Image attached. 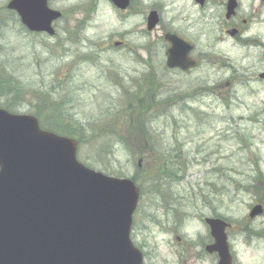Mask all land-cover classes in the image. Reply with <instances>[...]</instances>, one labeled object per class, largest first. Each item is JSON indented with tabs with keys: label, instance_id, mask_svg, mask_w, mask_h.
<instances>
[{
	"label": "rangeland",
	"instance_id": "1",
	"mask_svg": "<svg viewBox=\"0 0 264 264\" xmlns=\"http://www.w3.org/2000/svg\"><path fill=\"white\" fill-rule=\"evenodd\" d=\"M159 1L131 0L120 9L110 0H48L63 14L50 36L28 31L7 9L10 0H0V83L15 97L0 90V107L14 100L20 106L10 110L14 113L36 115L45 109L65 129L94 126L114 114L117 119L127 91L146 95L150 88L160 95L161 111L165 101L173 100L166 114L150 116L152 141L148 134L126 132V143L147 155L139 171L144 175H137L139 158L133 159L122 143L110 154L80 143L79 159L108 175L140 176L132 239L145 264L216 263V256L203 250L211 242L208 217L230 225L226 231L234 264H264V213L249 216L254 206L264 205L261 49L236 46L229 39L216 43L214 31L186 33L198 67L166 69L162 31L147 29ZM165 151L172 157L182 154L188 165L184 173L177 172L181 179L172 174L161 180L159 192L152 183Z\"/></svg>",
	"mask_w": 264,
	"mask_h": 264
},
{
	"label": "water",
	"instance_id": "2",
	"mask_svg": "<svg viewBox=\"0 0 264 264\" xmlns=\"http://www.w3.org/2000/svg\"><path fill=\"white\" fill-rule=\"evenodd\" d=\"M126 9L130 0H110ZM31 32L55 35L53 22L62 12L48 0H10ZM159 18L148 17V30ZM169 68L197 66L194 45L167 34ZM264 78V72L260 75ZM79 141L43 129L31 114L0 108V264H144L132 240L141 190L130 177L108 175L83 164ZM262 204L250 212L262 214ZM218 264H233L227 228L221 218H205Z\"/></svg>",
	"mask_w": 264,
	"mask_h": 264
},
{
	"label": "trees",
	"instance_id": "3",
	"mask_svg": "<svg viewBox=\"0 0 264 264\" xmlns=\"http://www.w3.org/2000/svg\"><path fill=\"white\" fill-rule=\"evenodd\" d=\"M166 69L168 68L166 67ZM0 90L5 92L2 94L0 93L1 95L12 96V89H9V87L3 88V84L1 83H0ZM147 92L149 93L146 95H142L140 93L131 94L129 93V91H127L126 98L123 101H121L120 108L115 112L120 116L116 119L114 114L111 117H109L106 122L97 123L94 126L92 125L89 127L79 128L70 125L69 127L64 129L61 126L57 127L55 121L49 119V116H51L52 114L49 113L47 110L42 109L40 110L41 111L40 114L36 113V115L39 117L43 128L55 131L59 134L68 135L74 138L76 137L80 143L83 142L93 143L94 148L97 149L101 154H103L105 151L110 154L115 144L122 143L123 145H125V149L132 153L133 159L135 157L139 158L137 165L138 167L137 175H144L145 170L142 171L141 174H139V171L142 162H144V156L146 157L147 155L145 154L144 151L142 150L139 151L138 150L139 148L133 147L135 145V144L132 145L133 142L126 143V132L130 129L131 132H136L137 134H140L142 132L143 136L148 134L150 141H152L153 138L151 134V122H152L151 117H156V115L160 116L166 114V112H168L169 110V107L173 105L172 103L173 100H167L165 101L164 111H161L159 110L160 106H162L160 95L153 94L150 88L148 89ZM18 93L22 94L23 92L19 90ZM18 93L16 92V95L14 96H17ZM13 98L15 99V97ZM27 105L29 104H26V106ZM4 106H7L6 108L8 110H12V109L15 110L20 108L19 105H16L14 100L12 101V103L10 102L9 104H6ZM35 111L38 112V110L36 109ZM53 112L55 114L57 110H54ZM153 144L152 147H154L155 151L156 150L158 151V146H156L155 143ZM161 154L163 156V168L160 171L159 175L153 178V183H152L154 185V189L159 192H161V190H160V184L158 183L161 180L165 179L166 177L172 178V174L175 175L174 176L175 178H178L179 176H176L177 172L184 173L188 165L187 160H182L183 158L182 154L176 153V155L173 157L170 155L171 153L167 156L166 151L165 153L163 152ZM132 178L136 183L140 180V176H134ZM179 178L181 179L182 177ZM213 186H214L213 189L216 191L217 190L216 185ZM142 187L143 186L141 184L140 188Z\"/></svg>",
	"mask_w": 264,
	"mask_h": 264
},
{
	"label": "flooded vegetation",
	"instance_id": "4",
	"mask_svg": "<svg viewBox=\"0 0 264 264\" xmlns=\"http://www.w3.org/2000/svg\"><path fill=\"white\" fill-rule=\"evenodd\" d=\"M157 4L159 18L157 27L162 31L167 48L170 46L166 40L169 33L190 42L184 34L214 31L218 32L216 43L229 39L236 46L260 48L261 60L264 61V32L260 31L261 25H264V0H251L248 5H245L244 0H188L182 5H174L172 0H161ZM213 25L218 27L213 28ZM212 242L211 237L210 243ZM207 245H204L203 250L215 255L214 264H218V254L208 252Z\"/></svg>",
	"mask_w": 264,
	"mask_h": 264
}]
</instances>
